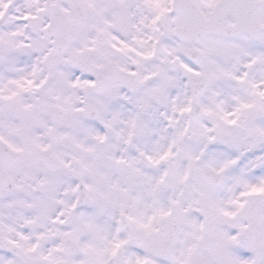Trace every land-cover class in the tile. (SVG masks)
<instances>
[{
	"label": "snow or ice",
	"instance_id": "1",
	"mask_svg": "<svg viewBox=\"0 0 264 264\" xmlns=\"http://www.w3.org/2000/svg\"><path fill=\"white\" fill-rule=\"evenodd\" d=\"M0 264H264V0H0Z\"/></svg>",
	"mask_w": 264,
	"mask_h": 264
}]
</instances>
